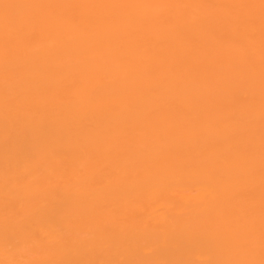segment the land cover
<instances>
[{
  "label": "bare ground",
  "instance_id": "bare-ground-1",
  "mask_svg": "<svg viewBox=\"0 0 264 264\" xmlns=\"http://www.w3.org/2000/svg\"><path fill=\"white\" fill-rule=\"evenodd\" d=\"M0 264H264V0H0Z\"/></svg>",
  "mask_w": 264,
  "mask_h": 264
}]
</instances>
